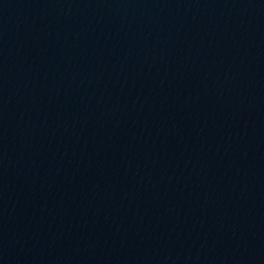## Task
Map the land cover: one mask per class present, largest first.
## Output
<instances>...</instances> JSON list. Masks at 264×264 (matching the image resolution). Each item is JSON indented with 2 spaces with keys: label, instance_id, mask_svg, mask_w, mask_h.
Listing matches in <instances>:
<instances>
[{
  "label": "water",
  "instance_id": "obj_1",
  "mask_svg": "<svg viewBox=\"0 0 264 264\" xmlns=\"http://www.w3.org/2000/svg\"><path fill=\"white\" fill-rule=\"evenodd\" d=\"M0 264H264V0H0Z\"/></svg>",
  "mask_w": 264,
  "mask_h": 264
}]
</instances>
